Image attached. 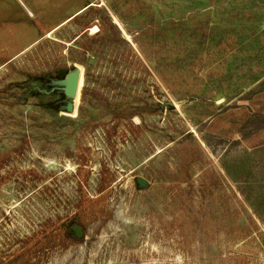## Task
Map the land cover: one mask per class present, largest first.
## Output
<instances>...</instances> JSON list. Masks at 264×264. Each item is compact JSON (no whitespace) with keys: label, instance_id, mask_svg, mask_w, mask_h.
<instances>
[{"label":"rangeland","instance_id":"374dc122","mask_svg":"<svg viewBox=\"0 0 264 264\" xmlns=\"http://www.w3.org/2000/svg\"><path fill=\"white\" fill-rule=\"evenodd\" d=\"M17 1L0 264H264V0Z\"/></svg>","mask_w":264,"mask_h":264},{"label":"water","instance_id":"95a60500","mask_svg":"<svg viewBox=\"0 0 264 264\" xmlns=\"http://www.w3.org/2000/svg\"><path fill=\"white\" fill-rule=\"evenodd\" d=\"M80 76L78 73H71L68 75L67 80H66V87H65V93L66 95L75 98L76 97V91H77V86L79 82ZM74 110V104L72 102L68 103L67 105V111L68 112H73ZM144 182L142 181V184ZM77 235H80L79 230H77Z\"/></svg>","mask_w":264,"mask_h":264},{"label":"crops","instance_id":"0c3cea01","mask_svg":"<svg viewBox=\"0 0 264 264\" xmlns=\"http://www.w3.org/2000/svg\"><path fill=\"white\" fill-rule=\"evenodd\" d=\"M14 2L16 3V4H19L18 3V1L17 0H14ZM19 2L23 5V6H25V4L22 2V0H19ZM26 7V6H25ZM21 8H22V6H21ZM23 9V8H22ZM24 10V9H23ZM24 14V19H27L28 18V16H27V13H23ZM1 17V16H0ZM8 15H3V17H1V19L3 20V22H6L7 20H8ZM22 19V18H21ZM23 19V20H24ZM29 19V18H28ZM6 24H7V22H6Z\"/></svg>","mask_w":264,"mask_h":264},{"label":"bare ground","instance_id":"6f19581e","mask_svg":"<svg viewBox=\"0 0 264 264\" xmlns=\"http://www.w3.org/2000/svg\"><path fill=\"white\" fill-rule=\"evenodd\" d=\"M80 86H81V77H80L79 82H78L77 91H76V97L75 98H77L78 95H79Z\"/></svg>","mask_w":264,"mask_h":264}]
</instances>
